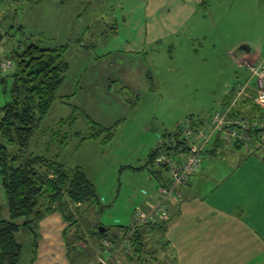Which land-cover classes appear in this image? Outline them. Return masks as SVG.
Returning <instances> with one entry per match:
<instances>
[{"label": "rangeland", "instance_id": "1", "mask_svg": "<svg viewBox=\"0 0 264 264\" xmlns=\"http://www.w3.org/2000/svg\"><path fill=\"white\" fill-rule=\"evenodd\" d=\"M192 1L0 0V53L12 62L0 70V105L12 99L18 68L14 50L32 43L65 47L68 72L28 147L5 143L1 134L0 143L11 154L34 152L84 168L98 200L65 206L74 221L73 232L65 231L70 247L79 237L95 242V230L86 232L95 222L111 228L108 233L120 229L124 234L135 209L159 183L151 164L143 170L133 166L149 163L151 150L188 118L209 125L228 91L249 75L241 65L249 58L240 62L243 45L264 55L263 0H213L217 6L210 12L182 14L183 4ZM95 132L99 135L89 137ZM241 148L217 153H254L264 161L263 149ZM204 153L206 166L211 157ZM219 161L225 165L228 158ZM6 202L0 186L5 218ZM37 231L33 223L18 239L33 244ZM121 245L119 240L118 249ZM147 250L146 244L145 262L139 264L153 261Z\"/></svg>", "mask_w": 264, "mask_h": 264}, {"label": "crops", "instance_id": "2", "mask_svg": "<svg viewBox=\"0 0 264 264\" xmlns=\"http://www.w3.org/2000/svg\"><path fill=\"white\" fill-rule=\"evenodd\" d=\"M216 3L213 0H193L190 5L183 4L185 10L181 13L194 15L203 9L205 14L217 6ZM189 7L191 11H188ZM243 50L245 53L240 62L261 54L260 49L253 51L249 47V50ZM226 147L231 151L232 147L242 149L235 143L227 146L215 140L207 153L211 160L206 166L203 162L201 170L191 176L181 190V199L169 205L170 221L147 224L148 227L140 230L144 252L147 253L146 244L147 251L153 252V261L148 260L149 264H264V161L256 158L254 153H217L218 149L225 150ZM262 156L264 158V153ZM223 158H228L225 165L219 161ZM144 168L146 164L133 166L134 170ZM158 185L149 193L145 204L138 207L148 208ZM70 224L60 211L47 214L35 225L38 231L33 244L29 242L27 245L20 240L23 243L20 263L117 264L114 252L122 238L120 229L108 233L111 228L106 227L105 231H100L103 235L94 233L95 242H91V237L82 240L79 237L80 241L75 243L73 240L70 247L65 233L66 229L69 234L73 232ZM89 231L92 228L86 232ZM155 237L157 240H153ZM102 239L112 241V246L104 247L100 242ZM129 251L121 258L120 264H139L141 261L137 258L130 261V256L134 255ZM158 253L161 254L157 259Z\"/></svg>", "mask_w": 264, "mask_h": 264}, {"label": "trees", "instance_id": "3", "mask_svg": "<svg viewBox=\"0 0 264 264\" xmlns=\"http://www.w3.org/2000/svg\"><path fill=\"white\" fill-rule=\"evenodd\" d=\"M64 52V46L42 48L36 43L13 51L18 61V68L11 89L12 99L0 105V134L5 143H17L22 150L28 147L41 121L57 99L59 88L68 72L69 65L64 59ZM236 87L237 85L231 88L226 95L224 108L234 99ZM231 115L264 118V108L259 107L250 98L243 97L233 108ZM188 119L197 126L205 125V121L201 118ZM111 133L108 132V137ZM167 134L172 135L170 133L165 135ZM97 135L99 133L95 132L89 137L94 138ZM173 137L181 144L177 135ZM215 140L224 143L218 138ZM4 142L0 143V186L5 193L8 217L5 218L0 213V264H21L23 243L17 236L21 229H31L33 223L36 225L47 214L55 211H60L71 226L74 223L71 218L73 214L67 215L65 206L94 203L98 200V195L94 183L83 167L68 166L55 158L34 152L11 154ZM235 144L243 147L238 142ZM161 149L163 150V147L158 144L151 150L146 167L151 164L153 170L151 175L156 177L159 183L165 184L167 180L164 179V169H155V158ZM169 221L170 219L156 224ZM95 223L92 228L95 230L94 233L103 235L98 230L100 223ZM129 229L128 226L127 231L122 235V242ZM142 239L140 230L137 229L131 237V249H123L121 257L130 250L129 254L134 255L130 256V261L137 258V261L143 262L145 248Z\"/></svg>", "mask_w": 264, "mask_h": 264}, {"label": "built area", "instance_id": "4", "mask_svg": "<svg viewBox=\"0 0 264 264\" xmlns=\"http://www.w3.org/2000/svg\"><path fill=\"white\" fill-rule=\"evenodd\" d=\"M249 70V77L236 87V95L229 106L213 113L209 125L197 126L187 119L179 126L178 131L171 136L164 135L158 143L163 147L155 158V165L163 168L167 182L159 183L155 198L148 208L137 207L133 213V221L124 238L121 247L114 252L117 264L122 263L123 249H130L131 237L143 225L166 222L170 219L169 205L179 201L181 190L188 184L192 175L201 170L204 162V152L213 139L229 143H240L247 150L264 149V118L249 116H232L231 112L238 102L247 97L259 107L264 108V55L258 54L252 59H246L244 64ZM12 66L11 60H1V70ZM258 134V135H257ZM177 135L181 144L173 136ZM257 135V136H256ZM157 144V145H158ZM108 248L111 243L102 240Z\"/></svg>", "mask_w": 264, "mask_h": 264}, {"label": "water", "instance_id": "5", "mask_svg": "<svg viewBox=\"0 0 264 264\" xmlns=\"http://www.w3.org/2000/svg\"><path fill=\"white\" fill-rule=\"evenodd\" d=\"M2 39H3V33L0 31V44H1V41H2ZM243 49H245L246 48V50H249V47H245L244 48V46L242 47ZM1 60H2V57H1V53H0V62H1ZM99 230L100 231H105V228L103 227V226H100L99 227Z\"/></svg>", "mask_w": 264, "mask_h": 264}]
</instances>
